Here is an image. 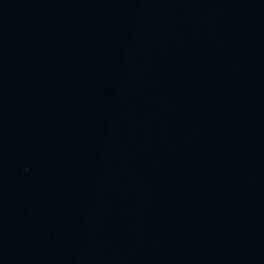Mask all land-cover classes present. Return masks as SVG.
Listing matches in <instances>:
<instances>
[{
	"label": "water",
	"instance_id": "95a60500",
	"mask_svg": "<svg viewBox=\"0 0 264 264\" xmlns=\"http://www.w3.org/2000/svg\"><path fill=\"white\" fill-rule=\"evenodd\" d=\"M236 129L264 244V0H189Z\"/></svg>",
	"mask_w": 264,
	"mask_h": 264
}]
</instances>
